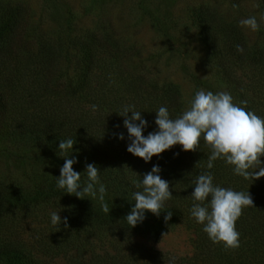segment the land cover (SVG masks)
Here are the masks:
<instances>
[{
	"label": "trees",
	"instance_id": "obj_1",
	"mask_svg": "<svg viewBox=\"0 0 264 264\" xmlns=\"http://www.w3.org/2000/svg\"><path fill=\"white\" fill-rule=\"evenodd\" d=\"M259 2L264 17V0ZM191 16L207 49L206 64L216 70L225 91L234 103L246 100L247 110L264 117L263 27L261 42L251 44L215 10L199 6ZM237 44L243 53L237 52ZM140 56L138 48L121 46L105 30L73 36L66 44L59 37L35 32L25 5L0 3V153L20 170L17 178L0 179V264H46L36 252L60 255L71 250L70 264H167L165 253L137 242L122 244L117 238L141 235L157 241L181 222L192 229L195 246V257L184 264H264V177L252 181L235 175L233 166L222 159L207 169L210 149L202 138L196 151H183L177 144L149 162L127 151V129L117 114L122 106L134 105L141 111L148 121L145 136L157 128L159 107H166L173 119L184 110L179 87L159 83ZM92 105L98 106L95 111ZM67 138L76 141L69 158L76 156L73 169L81 172L82 183L86 163L100 169L109 214L102 211L98 199H80L56 187L55 177L64 163L58 144ZM153 165L161 168L159 175L169 182L172 198L165 201L159 216L146 210L145 219L130 228L124 217L135 204L131 194L138 189L133 181ZM205 171L212 173L214 184L248 191L253 199L254 207L244 208L236 221L240 233L236 249L213 243L190 215L191 182ZM47 206L67 217V228L61 223L56 230L50 221L33 245L10 236L9 224L18 214L37 217ZM168 211L172 216L165 222ZM92 238L115 243L111 250L87 255L85 247Z\"/></svg>",
	"mask_w": 264,
	"mask_h": 264
},
{
	"label": "clouds",
	"instance_id": "obj_2",
	"mask_svg": "<svg viewBox=\"0 0 264 264\" xmlns=\"http://www.w3.org/2000/svg\"><path fill=\"white\" fill-rule=\"evenodd\" d=\"M232 7L238 9L239 5L233 4ZM239 25L252 31L260 28L255 16L241 19ZM235 47L237 52H244L241 45ZM247 103L246 100L234 103L227 91L213 93L198 89L189 100L188 107L174 119L166 107H159L154 120L157 128L147 136L142 133L148 127V121L142 117L141 111L135 110L134 105L122 106L117 114L124 118L123 126L127 129V139L130 141L127 151L145 162L177 144L182 146L183 151H196L202 138L210 149L207 169L214 167L215 160L222 159L233 166V174L253 181L264 177V161L261 160L264 156V117L247 110ZM97 107L91 106L93 111ZM118 138L123 140L124 134H118ZM75 142L73 138L60 139L58 156L64 159V163L59 176L55 177L56 187L80 199L87 196L98 199L102 211L109 214L110 207L105 202L107 189L99 181L100 169L94 163H86V180L83 183L81 172L73 169L77 158H69V155ZM160 171L159 165H153L143 175L137 174L138 179L133 181L134 187L138 189L131 194L135 204L124 217L130 228L145 219L146 210L159 216L165 201L172 198L169 182L161 178ZM213 179L212 173L205 171L191 182L194 186L191 192L194 202L189 210L190 215L203 225V232L213 243L222 244L225 249H236L240 246L236 221L244 208L254 207V202L248 191L222 187L214 184ZM171 216L172 212L168 211L164 221L170 220ZM50 219L56 230H59L61 223L65 228L68 227L67 217L61 218L58 211L51 212ZM176 259V256H171L167 264H175Z\"/></svg>",
	"mask_w": 264,
	"mask_h": 264
},
{
	"label": "rangeland",
	"instance_id": "obj_3",
	"mask_svg": "<svg viewBox=\"0 0 264 264\" xmlns=\"http://www.w3.org/2000/svg\"><path fill=\"white\" fill-rule=\"evenodd\" d=\"M0 3L25 5L35 32L59 37L66 44L73 36L105 30L117 38L121 46L138 48L152 77L159 83L171 82L179 87L184 109L198 89L213 93L225 91L216 70L206 64L207 49L192 20L191 10L199 6L215 10L226 22H233L251 44L261 42L259 30L241 27L239 21L255 16L264 29L259 0H239L238 9H233L230 0H0ZM66 72H71V68ZM238 73L244 75L246 70L239 69ZM19 176L20 170L0 153V179ZM54 211L55 207L47 206L37 217L18 214L9 224L8 233L12 238H21L33 245L46 231L50 213ZM117 240L122 244L137 242L152 247L169 258L176 256V263L184 264L195 257L194 233L184 222L173 226L157 241L141 235L118 236ZM114 243L109 238L101 241L92 238L85 251L90 255L93 251L111 250ZM35 254L46 264H70L74 251L60 255Z\"/></svg>",
	"mask_w": 264,
	"mask_h": 264
}]
</instances>
